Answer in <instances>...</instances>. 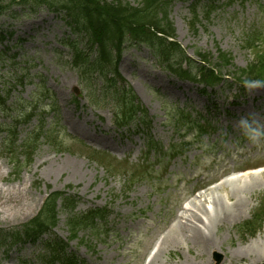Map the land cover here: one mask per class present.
Here are the masks:
<instances>
[{"label":"rangeland","instance_id":"rangeland-1","mask_svg":"<svg viewBox=\"0 0 264 264\" xmlns=\"http://www.w3.org/2000/svg\"><path fill=\"white\" fill-rule=\"evenodd\" d=\"M122 1L135 5L134 0ZM190 1L170 3L174 40L189 57L196 51L211 56L218 49L227 52L231 65L222 73L236 77L234 70L253 58L243 46L244 33L251 27L264 31V0H216L221 9L208 17L199 11L193 29L188 23ZM14 11L0 17V29L11 33L7 55L17 52L15 72L10 73L22 82L10 100L19 94L31 101V92L43 84L57 99L61 124L82 143L59 135L57 150L40 139L29 162L19 155L25 165L13 173L9 152H20V139L37 131L42 121L46 128L54 119L49 112L39 113L49 99H37L42 103L34 117L19 122L16 136L8 139L4 128L14 125L10 118L18 112L0 113V239H8L0 246H12L7 253L0 248V264H41L43 245L13 242L12 233L22 231L55 192L73 196L76 213L94 207L109 210L97 234L83 228L68 242L67 213L58 203V220L43 238L53 234L68 242L67 251L83 260L78 264H262L264 170H258L264 165V83L247 85L236 103L237 89L231 91L229 82L206 89L210 97H203L195 83L165 72L146 47L127 46L118 63V83L144 117L137 126L119 131L113 125L112 101L93 104L70 66V52L61 41L69 31L60 19L44 7L32 13ZM11 66L0 68V81L9 80ZM93 82L101 91V80ZM10 100L6 106L17 108ZM179 109L203 114L209 122L206 130L198 134L174 124L182 120ZM141 160L146 163L137 168ZM257 163L263 164L251 169ZM255 213L261 215L253 220L255 233L241 234L238 225ZM177 219L183 225L173 229Z\"/></svg>","mask_w":264,"mask_h":264},{"label":"trees","instance_id":"trees-1","mask_svg":"<svg viewBox=\"0 0 264 264\" xmlns=\"http://www.w3.org/2000/svg\"><path fill=\"white\" fill-rule=\"evenodd\" d=\"M134 1L135 5L122 0H0V16H13L12 9L16 5H21L23 11H28L29 13L39 10L42 7L55 12L73 33L86 40L88 46L86 50L79 48L76 41L70 40L68 42L71 46L73 45V65L82 73L83 77L85 74L86 81L87 73L91 74L96 72L102 75L105 81L108 82L107 75L110 72L115 73L116 64L122 50L127 44L133 42L146 44L157 57L161 58L162 62H165L166 67L170 71L176 72L177 74L182 73L179 64H176V66L169 64V56L171 57L172 51H174V48H177L176 44L162 37H172L174 34L172 23L167 18V8L171 0ZM199 1H193V6L191 7L193 19L198 16L196 6ZM251 30L248 34L249 40L245 44L248 47L253 46L254 48V43L258 39L257 34H260V32L256 28ZM3 38L4 36L0 34V40ZM86 51H90V53H85ZM196 54L198 60L205 62L206 66V68L204 66L199 68V77L202 80L212 79L214 77V68L220 72L231 60L227 53L219 51L218 64L213 66L209 63L206 55ZM172 57L174 56L172 55ZM193 68L196 70V65ZM193 68L191 69L192 71ZM237 74V78L240 79L242 77L244 82H251L263 76L264 51H257L254 61L249 62L246 67L239 69ZM115 96L116 94L114 93L113 97ZM91 98L97 102L94 96ZM122 101L123 98L117 97V111L121 109ZM0 105L1 108L4 106V98L2 99L0 97ZM125 105L127 107V103ZM129 108L119 118V120L125 121L121 122L117 120L118 123L125 124L133 118L135 111L132 107ZM58 195L59 193H54L45 201L40 213L24 226V234L21 235L19 232H15L14 235L18 238H21V236L35 238L46 227L54 225L55 200ZM98 213L99 211H90L88 215L90 218H93ZM77 223L82 224L78 225ZM68 225L71 227V231L75 233L81 226L86 225V223H83V220L77 221L73 217L69 220ZM248 225L245 224V230L248 228ZM2 239H0V244H4L7 238L3 236ZM59 252L57 250V253ZM51 260H56V257L51 258ZM60 263L67 264L64 261H60Z\"/></svg>","mask_w":264,"mask_h":264},{"label":"bare ground","instance_id":"bare-ground-1","mask_svg":"<svg viewBox=\"0 0 264 264\" xmlns=\"http://www.w3.org/2000/svg\"><path fill=\"white\" fill-rule=\"evenodd\" d=\"M197 217V216H196ZM178 218V217H177ZM183 224H182V220L181 219H177L174 224H173V227H181ZM184 229V226L182 227Z\"/></svg>","mask_w":264,"mask_h":264}]
</instances>
